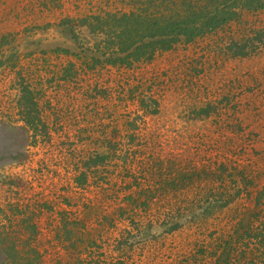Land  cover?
<instances>
[{
	"label": "rangeland",
	"instance_id": "1",
	"mask_svg": "<svg viewBox=\"0 0 264 264\" xmlns=\"http://www.w3.org/2000/svg\"><path fill=\"white\" fill-rule=\"evenodd\" d=\"M145 2L0 0V264L5 241L17 236L7 219L15 205L39 210L44 264L76 260L61 249L68 219L73 232L86 226L105 264L122 257L114 241L129 231L125 264H177L191 250V241L181 249L185 239L225 238L235 216L264 215V49L235 45L238 29L264 34V10L243 13V28L130 65L105 63L116 20L142 15ZM239 190L226 210L202 211L210 194L223 205L225 192ZM167 212H184L179 231L147 228ZM95 254L86 249L77 264H94Z\"/></svg>",
	"mask_w": 264,
	"mask_h": 264
},
{
	"label": "trees",
	"instance_id": "2",
	"mask_svg": "<svg viewBox=\"0 0 264 264\" xmlns=\"http://www.w3.org/2000/svg\"><path fill=\"white\" fill-rule=\"evenodd\" d=\"M145 1L146 4L142 15L141 13L136 15L132 12L122 14L116 20V42L107 47L111 52L110 54L104 53L102 55L105 58L103 60L105 63H109L111 66L130 65V58L134 60L142 59L143 56L151 58L158 50H160V53L169 52L178 45H189L206 34L213 33L219 29L229 30L242 27L241 19L243 13H255L264 10V0ZM97 29L99 32L104 33L101 27H97ZM239 33H244V36ZM235 35L237 36L236 42H238L235 45L241 47V50L245 53L252 54L257 50L264 49V34L254 28L238 29ZM74 40L78 41V37L75 34ZM65 52L67 53L68 51ZM23 108L31 114L33 113V105L29 101L24 103ZM22 113L21 115H25L24 112ZM31 114L25 115L27 116L28 124H34L32 121H36V117L34 116L33 118V114ZM229 177L232 178L233 175H229ZM239 193H241V190L234 195H228L225 192L227 200L223 205H218L216 195L210 194L209 198L212 197L211 203L208 205V209L202 211H205V215L212 216L216 211L226 210L225 207L231 205L233 198L238 197ZM140 195H146L150 198L148 191ZM263 196L264 194L261 193L260 197L263 198ZM148 202V207H146L148 210H144L146 213L151 210L150 199ZM9 209L10 212L7 217L8 222H10L9 226H11V229L17 230L16 233L12 231L14 236H17L11 237V240L8 238L4 243V254L6 255L4 263L44 264V256L46 254H43L44 250L40 251L41 245L39 244L40 237H43L39 225V210L29 205H15ZM182 214L184 212L178 215L167 212L162 220L150 222L147 228L152 229L160 226L161 229L162 227L167 228V235L174 234L181 229V225L176 222V219ZM20 218L22 221L18 222ZM234 220L235 222L225 238L215 236V233L211 232L209 236L205 234L203 236L197 235L193 240L185 239L181 244V249L186 246V242L191 241L187 244L191 250L182 257H178L181 261L177 264H264V215L249 209L241 215L235 216ZM19 224H24L26 230L21 228L19 230ZM73 224L75 223L68 219L65 220V225L61 226V230H64L62 234L66 236L61 242L68 244L61 249L76 255V260L72 258L73 255L70 257L71 260L75 261L73 263L70 260L71 264H77L79 255L83 251L94 248L97 249V254L94 256L98 258L94 264H105L108 259L106 261L102 260L104 254L98 252L101 249L100 246H97L98 242H94L91 238L87 239L88 236H85L86 226L80 224V233L82 234H79L76 230L73 232ZM27 226L30 227V230L33 231L31 233L35 234V236L29 237L27 235ZM66 228H69L72 232L66 230ZM75 234L80 237L73 239ZM81 235L84 239L81 238ZM127 236L129 239H134L131 231H129L114 241L117 253L122 255L119 258L115 256L120 264H125L124 260L125 258L128 259V252L133 251V246L130 245ZM60 237L58 236V238ZM254 240H257V245L254 244ZM84 242L88 243V245ZM179 253V251H176V254ZM90 254L94 253L90 252ZM115 257H112L111 264H117V261L115 263Z\"/></svg>",
	"mask_w": 264,
	"mask_h": 264
}]
</instances>
